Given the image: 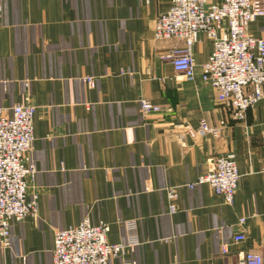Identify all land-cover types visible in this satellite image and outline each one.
I'll use <instances>...</instances> for the list:
<instances>
[{
	"label": "crops",
	"instance_id": "obj_1",
	"mask_svg": "<svg viewBox=\"0 0 264 264\" xmlns=\"http://www.w3.org/2000/svg\"><path fill=\"white\" fill-rule=\"evenodd\" d=\"M0 5V109L37 108L29 194L39 204L36 217L12 223L0 264H51L55 232L87 217L110 225V243L136 242L110 264H239L248 252L264 259V98L244 121L217 99L202 80L211 39L201 35L194 46L188 80L163 58L183 43L154 38L170 0ZM248 32L264 39V17ZM140 100L162 112L143 118ZM203 119L224 122L220 136L191 137ZM229 153L241 174L233 204L208 185L187 187ZM239 234L245 240L235 242Z\"/></svg>",
	"mask_w": 264,
	"mask_h": 264
},
{
	"label": "built area",
	"instance_id": "obj_2",
	"mask_svg": "<svg viewBox=\"0 0 264 264\" xmlns=\"http://www.w3.org/2000/svg\"><path fill=\"white\" fill-rule=\"evenodd\" d=\"M2 10L0 5V11ZM264 17V0H170L168 10L157 19L154 38L157 41L176 39L183 47L172 49L168 56L178 74L195 78L194 46L205 35L213 42V51L202 65V80L217 92V99L228 104L239 121L264 98V39L249 35V26ZM91 87L92 78L85 79ZM143 118L162 112L161 107L140 100ZM36 107L29 102L15 105L9 113L0 109V245L10 246L13 222L36 217L37 195L29 194V180L35 175L31 153L34 143ZM225 127L221 122L211 126L205 119L197 129L189 130L193 138H217ZM213 168L199 176L189 189L208 185L231 205L239 188L241 174L232 153L214 158ZM170 213L177 211L178 188L167 189ZM245 219L240 220L243 225ZM127 226L133 230L134 224ZM110 225L93 224L87 217L77 226L54 234L51 264H110L111 260L133 251L136 242L110 243ZM245 240L244 234L235 242ZM224 254L226 248H222ZM127 264H136L127 263ZM239 264H264L261 254L248 252Z\"/></svg>",
	"mask_w": 264,
	"mask_h": 264
},
{
	"label": "rangeland",
	"instance_id": "obj_3",
	"mask_svg": "<svg viewBox=\"0 0 264 264\" xmlns=\"http://www.w3.org/2000/svg\"><path fill=\"white\" fill-rule=\"evenodd\" d=\"M156 25V24H155ZM155 28V27H154ZM87 79V78H86ZM93 80H94V83H95V79L94 78H92ZM87 82V81H86ZM87 84L89 85V83L87 82ZM90 86V85H89ZM91 87V86H90ZM95 87V86H94ZM91 88H93V87H91ZM25 102H27V101H25ZM18 105V104H17ZM3 110V109H2ZM5 112H7V111H5ZM7 113H9V111L7 112ZM54 247V246H53Z\"/></svg>",
	"mask_w": 264,
	"mask_h": 264
}]
</instances>
